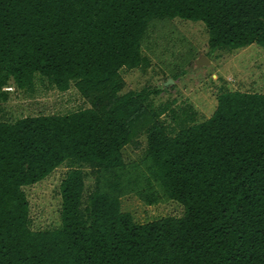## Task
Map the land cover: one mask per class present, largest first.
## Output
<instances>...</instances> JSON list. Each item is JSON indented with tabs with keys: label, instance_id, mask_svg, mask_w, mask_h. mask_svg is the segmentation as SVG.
I'll list each match as a JSON object with an SVG mask.
<instances>
[{
	"label": "trees",
	"instance_id": "trees-1",
	"mask_svg": "<svg viewBox=\"0 0 264 264\" xmlns=\"http://www.w3.org/2000/svg\"><path fill=\"white\" fill-rule=\"evenodd\" d=\"M175 18L206 25L208 55L264 47V0H0V100L48 82L90 103L17 118L0 104V264H264V93L224 90L201 121L154 109L159 89L123 93L150 24ZM143 131L147 180L182 216L122 209L123 149ZM63 164L61 224L34 228L24 187ZM85 168L103 178L89 193Z\"/></svg>",
	"mask_w": 264,
	"mask_h": 264
},
{
	"label": "rangeland",
	"instance_id": "rangeland-1",
	"mask_svg": "<svg viewBox=\"0 0 264 264\" xmlns=\"http://www.w3.org/2000/svg\"><path fill=\"white\" fill-rule=\"evenodd\" d=\"M209 32L206 25L175 19L154 20L142 41L143 54L148 63L143 68L123 69V93L143 89H159L153 94L151 106L182 110L192 108L198 120L209 118L217 107V96L224 90L264 93V47L252 44L244 48L220 49L208 55ZM206 56L209 63L198 65L197 60ZM7 98H1L7 116L64 114L90 107L73 84L69 90L60 91L48 82H37L32 90L18 88L14 83L3 89ZM161 119L171 122V117ZM147 134L143 131L134 142L123 149L122 209L131 212L139 222L161 217L182 216L184 206L171 199L156 183L152 187L146 156ZM63 164L45 179L24 187L30 201L34 228H51L61 224V181L70 168ZM87 193L103 178L97 179L91 168H85ZM156 190V192H155ZM144 194H154L149 202Z\"/></svg>",
	"mask_w": 264,
	"mask_h": 264
},
{
	"label": "water",
	"instance_id": "water-1",
	"mask_svg": "<svg viewBox=\"0 0 264 264\" xmlns=\"http://www.w3.org/2000/svg\"><path fill=\"white\" fill-rule=\"evenodd\" d=\"M197 63H198V65L200 66V65H203V64L209 63V60L207 59L206 56L203 55V56L201 57V59H198V60H197Z\"/></svg>",
	"mask_w": 264,
	"mask_h": 264
}]
</instances>
